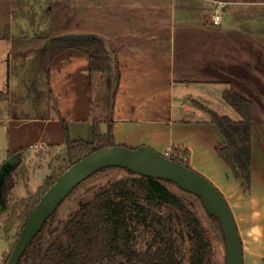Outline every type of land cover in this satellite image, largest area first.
<instances>
[{
	"label": "crops",
	"instance_id": "0c3cea01",
	"mask_svg": "<svg viewBox=\"0 0 264 264\" xmlns=\"http://www.w3.org/2000/svg\"><path fill=\"white\" fill-rule=\"evenodd\" d=\"M40 1L34 28L27 21H14L13 0L8 1L9 22L2 37L8 74L0 87L8 96V112L0 117V140L6 139L0 149L1 202L8 208V194L14 195L21 180H30L27 171L14 184L16 168L26 162L23 156L33 162L65 148L61 121L72 141L87 143L93 142L96 126L106 132L110 125L118 146H146L162 155L174 148L188 150L193 170L228 202L243 264H264V0H58L57 22V0ZM45 1L51 4L50 27L47 23L48 29L38 32ZM215 15L220 16L216 24ZM30 29V40L38 44L25 51ZM48 30L51 39L105 42L117 62L114 99L107 76L90 75L83 53L51 55L50 40L36 39ZM95 83L98 89L104 85L107 96L101 102V119L94 116ZM227 90L252 104L249 196L217 157L223 138L200 107L239 120L223 100ZM35 145L41 149H31ZM6 164L13 166L9 174ZM246 215L251 223L244 222Z\"/></svg>",
	"mask_w": 264,
	"mask_h": 264
},
{
	"label": "trees",
	"instance_id": "16d2710c",
	"mask_svg": "<svg viewBox=\"0 0 264 264\" xmlns=\"http://www.w3.org/2000/svg\"><path fill=\"white\" fill-rule=\"evenodd\" d=\"M41 3L40 0H13L14 21H27L34 28L39 17L34 9ZM44 5L46 9L43 16L47 17L50 27L51 4L45 1ZM36 39L50 40L52 56L67 50L83 53L89 62L90 75L107 76L109 90L111 89L114 99L119 76L117 62L103 40L51 39L49 30L36 36ZM222 96L224 102L237 113L239 120H232L200 107L208 114L209 122L223 138V143L216 149L217 157L231 172L242 194L249 196L252 186V104L232 90L224 91ZM7 97V94H2L0 100ZM61 125L66 158L56 172L46 177L37 194L20 200L19 207L24 213L23 226L41 197L63 172L90 153L116 146L110 125L106 132L100 131L96 126L92 143L72 141L66 123L61 121ZM163 156L193 170L189 161L190 152L186 149L174 148ZM25 171L22 162L14 172L15 179L25 176ZM109 171H124L128 176L95 186L76 209L65 218H58L60 208L72 195ZM170 187L177 192H173ZM65 202L55 212L54 217L45 223L19 264H214L212 244H220L225 250L218 218H211L206 214L200 198L183 192L170 182L137 176L119 168L105 169L78 186ZM198 207L205 213L207 227L202 225L197 216ZM150 209L167 212L173 220L175 236L165 240L157 232L151 242L140 247V226L149 225L153 217L160 219L158 215L153 216L156 214L151 215ZM10 227L11 224L7 226L6 232L10 231ZM8 259H3L1 264H8ZM222 264H225V260Z\"/></svg>",
	"mask_w": 264,
	"mask_h": 264
},
{
	"label": "water",
	"instance_id": "95a60500",
	"mask_svg": "<svg viewBox=\"0 0 264 264\" xmlns=\"http://www.w3.org/2000/svg\"><path fill=\"white\" fill-rule=\"evenodd\" d=\"M111 168L173 183L183 192L200 198L206 214L211 218H218L221 224L225 242V264L244 263L242 242L233 213L222 193L208 179L149 147L130 149L116 145L88 154L59 176L27 218L12 249L8 264H19L21 257L45 223L54 217L58 208L78 186L99 171ZM1 183L0 181V185ZM6 208V203L0 200V213L6 212Z\"/></svg>",
	"mask_w": 264,
	"mask_h": 264
},
{
	"label": "rangeland",
	"instance_id": "374dc122",
	"mask_svg": "<svg viewBox=\"0 0 264 264\" xmlns=\"http://www.w3.org/2000/svg\"><path fill=\"white\" fill-rule=\"evenodd\" d=\"M9 0H0V61L3 64V66L0 68V87L2 83H7L6 77H7V70H6V63L7 62V56L4 57L3 53L4 51H7V43H5L2 40L3 35L7 31V24L9 22V6H8ZM55 10V18L56 22L58 20V14H59V8H58V0L56 4L54 5ZM42 19V20H41ZM38 21V32L46 31L47 28V17L43 16ZM43 22V23H42ZM29 29V27H27ZM36 32V31H35ZM33 30L30 29L28 34H26L27 39L29 41H26L25 44L22 46L25 51H30L32 49L36 48V44H38L36 41H31L30 39L33 37ZM15 35H18L16 33ZM19 36V35H18ZM41 44V43H40ZM12 48L16 49V47L11 46ZM13 53H15V50H12ZM40 51V49H39ZM7 91V90H6ZM5 91V88L3 91H0L1 94H7ZM93 101L95 104L94 107V116L97 119H101L102 117H105L104 115V107L101 106L102 99L107 100V96L105 94V88L104 85H101L100 88H97V83L94 84L93 87ZM6 99L0 100V117L4 115V113L8 112V105H7ZM104 115V116H103ZM6 139L3 138V140H0V149L4 147ZM3 150V149H2ZM2 153V151L0 152ZM49 154L45 155L42 159L35 158L33 162L29 161V156H23L26 160L24 163L25 172H29L30 180L29 182L23 183L21 180L22 178H18L14 180V184L16 182L18 183L16 191L13 193L14 195H11L9 197L8 194V211L6 213H0V264L2 263L3 259L9 258L13 246L18 239V236L20 234V231L23 227V209H21L20 206V200L29 198L32 195H35L38 193L39 188L43 185V182L45 181L46 177H48L50 174H52L54 171L56 172L59 167L63 165V161L66 158V149H60L58 150L54 156ZM52 157V158H50ZM33 159V158H32ZM7 169L5 171L6 174H9L12 170L13 166L11 164H6ZM16 167H18L16 163ZM27 168V169H26ZM17 169V168H16ZM127 173L124 171H109L106 172L97 178L93 179L89 183H87L82 189H80L78 192H76L74 195H72L60 208L58 212V218L63 219L65 218L70 212H72L82 200L86 199L87 196L91 193L92 188L98 185H104L107 182L119 180L124 177H127ZM24 177V176H23ZM170 189L173 192H177L175 188L170 187ZM197 216L199 220L201 221L202 225L204 227H207V219L205 216V213L203 210L198 207L197 208ZM151 215L157 216L161 219H158L157 217H153L149 225L140 226L141 229L138 233V243L140 247H145L149 242H151L154 237L156 236L157 232L161 233L162 239H170L174 234V223L173 220L168 216L167 212L165 210H162L160 212L150 209ZM158 213V214H157ZM248 213V212H247ZM247 220H245V223H251L249 215ZM9 223V224H8ZM10 227V231L6 232L7 226ZM213 262L214 264H222L225 260V250L222 245L213 243Z\"/></svg>",
	"mask_w": 264,
	"mask_h": 264
},
{
	"label": "built area",
	"instance_id": "2783aa9c",
	"mask_svg": "<svg viewBox=\"0 0 264 264\" xmlns=\"http://www.w3.org/2000/svg\"><path fill=\"white\" fill-rule=\"evenodd\" d=\"M220 16L219 15H215V24L219 21ZM31 149H41L40 145H35V146H31ZM170 152H168L167 154H169Z\"/></svg>",
	"mask_w": 264,
	"mask_h": 264
},
{
	"label": "flooded vegetation",
	"instance_id": "af4514ba",
	"mask_svg": "<svg viewBox=\"0 0 264 264\" xmlns=\"http://www.w3.org/2000/svg\"><path fill=\"white\" fill-rule=\"evenodd\" d=\"M5 211L7 212V211H8V208H6V210H5ZM6 212H5V213H6Z\"/></svg>",
	"mask_w": 264,
	"mask_h": 264
}]
</instances>
